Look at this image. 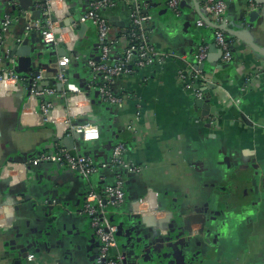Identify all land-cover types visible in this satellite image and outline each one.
Masks as SVG:
<instances>
[{
  "label": "crops",
  "instance_id": "crops-1",
  "mask_svg": "<svg viewBox=\"0 0 264 264\" xmlns=\"http://www.w3.org/2000/svg\"><path fill=\"white\" fill-rule=\"evenodd\" d=\"M77 1L71 2L66 18L75 23L92 0ZM168 1L111 0L110 9H115L108 17L111 59L121 57L130 44L126 28L135 9L149 17L144 25L150 48L165 55L141 67L134 60L127 73L112 79L108 86L119 99L115 103L101 97L98 87L103 78L89 67L90 61L98 60L100 46L91 22L77 23V40L72 50L66 51L63 44L46 45L35 30L26 29L29 21L45 24L47 11L40 9L41 15L33 20L30 10L23 12L16 1L0 4V64L13 70L16 58L9 63L10 52L16 43L25 41L35 50V63L42 65L38 72L45 71L42 82L48 86L42 90H54L28 98L24 94L28 86L21 82L18 91L0 93V264H96V241L92 242L81 209L88 186L99 187L106 204L103 189L117 178L122 180L124 203L117 210L108 209L106 216L117 227L114 253L123 264H151L148 255L152 251L142 239L144 234L153 247L158 245L156 226L166 220V214L162 213L155 225L131 212L132 204L146 196L148 205L170 213L168 224L177 212L183 216L173 224V233L166 229L161 234L166 240L174 238L168 248L187 256V264H264V0H253V6L249 0H220L225 5L220 26L230 32L223 31L231 43L232 61L228 64L214 43V28L198 14L210 21L202 0H178L176 11L168 8ZM35 4L38 9L42 2L35 0ZM252 11L260 14L251 17ZM5 15L10 24L3 28ZM199 20L204 26L197 25ZM81 24L86 25L82 31ZM202 46L207 54L199 69L201 63L194 60ZM61 49L70 56L63 84L56 78ZM208 56L215 58L216 67L207 62ZM194 68L205 80L202 98L178 76ZM21 76L26 81L31 77ZM74 91L89 99L90 112L73 123L91 124L99 136L94 141L75 142L70 152L86 153L95 164L106 165L90 179L52 162L32 164L30 158L43 152L57 128L42 123V107L57 113L62 122L69 105L65 96ZM203 98L209 109L197 108L195 101ZM117 144L124 146L123 160L137 170L109 166ZM11 163L25 164L26 180L6 188L1 174ZM207 206L206 214L195 209ZM185 221L196 234L175 239ZM127 235H137L135 240L146 245L136 258L124 251ZM33 241L40 252L31 249L21 254ZM165 250L162 244L153 257ZM30 253L33 263L26 259ZM176 255L168 250L166 258L176 259Z\"/></svg>",
  "mask_w": 264,
  "mask_h": 264
},
{
  "label": "built area",
  "instance_id": "built-area-1",
  "mask_svg": "<svg viewBox=\"0 0 264 264\" xmlns=\"http://www.w3.org/2000/svg\"><path fill=\"white\" fill-rule=\"evenodd\" d=\"M11 2L17 0H10ZM40 8L51 14L52 17L56 18L58 22L63 21L69 16V10L72 6L71 2L74 0H40ZM250 5L253 6V0H249ZM3 0H0L2 4ZM178 0H169L167 3L168 8L176 11L178 7ZM111 0H92L88 3V6L84 14L78 19L77 23L91 22L96 30L97 40L100 42L99 46V57L97 61H90L89 67L91 71L100 75L103 78V83L98 87L101 97L111 103L119 102V99L114 97L109 89V84L112 79L119 77L120 75L128 72L129 65L134 61L133 53L137 52V60L135 64L137 66H145L152 63V60L156 58L161 60L165 55L154 53L149 46L147 35L143 32L144 23L149 20L146 15H141L135 9V12L131 15V25L138 28L140 34L135 36L132 33L134 39L139 40V46L131 45L123 51L122 56L116 60L111 59L112 52V42L108 38V33L110 30L109 21L106 17L101 16L98 11L111 5ZM3 5V4H2ZM58 6H61L60 9ZM3 7V6H2ZM5 8V7H4ZM202 9L204 13L209 17L210 21L214 25L220 26L224 21L225 16V5L220 0H202ZM58 22L53 23L48 20L45 24L38 22H28L26 29L28 31L35 30L42 41L46 45H58L63 44L66 51H71L76 40L77 35L75 32L77 23L72 22L69 28H62L58 26ZM10 24V18L5 15L1 26L4 28ZM202 20L197 21L198 26H204ZM0 35V42H1ZM214 43L218 47L221 59L225 64L232 61L231 43L225 36V33L220 29H214ZM207 50L206 47H200L196 56V64L202 63L206 58ZM1 62V59H0ZM70 63V56H61L56 61V67L58 72L56 78L59 83L63 84L65 82V68ZM45 71L38 72L37 76H33L31 83L29 84V96L28 98H37L43 94H52L53 89L45 88L43 90H38L40 83L45 78ZM179 78L182 82H185V86L192 89L197 98L203 97V90L205 89V83L203 78L199 75V71L194 68L189 73L179 72ZM189 80V82H188ZM22 81L19 79L18 75L14 73L12 69L8 66H2L0 64V93L9 94L18 91L20 83ZM199 82V83H197ZM68 101V107L65 114L64 121L59 122V116L57 113L48 109L47 107H42V123H53L57 128L55 129L56 136L62 137L64 135H69L72 132L81 133L82 141H94L98 139V130L95 126L84 123L75 124L73 121L77 117H82L90 112L89 99L80 91L71 92L65 96ZM83 103V104H82ZM124 146L122 144H117L112 151V159L109 166L111 168H116L120 170H125L128 172H134L137 170L136 167L126 163L123 160ZM32 164L52 162L57 164L60 168L72 172H78L82 177L90 179L98 170V168H105V164H95L90 158L72 154L70 151L61 148L58 145L51 150L43 151L31 159ZM10 179L9 185H16L18 183L24 182L26 180V166L24 163H11L3 170L1 174V180ZM103 197L106 200V204L103 203L102 196H98L96 193L90 191L86 193L81 213L88 219V225L92 231L96 246V264H123L122 259L119 255L114 253L116 248L115 236L117 233V227L115 224L111 223L107 216L105 208H110L112 210H117L121 208L124 203V191L122 188L121 178L117 180L110 186H106L103 189ZM148 196L136 201L132 204V215L140 216L143 220H153L155 225L160 222V215L162 213L166 214V220H163L161 224L156 226L157 230L161 233H165L168 224V218L170 216L169 212H163L157 209L153 205H148ZM185 229L189 233V236H194L197 230H193L188 222L184 223ZM27 261L33 263L34 256L32 253L27 254Z\"/></svg>",
  "mask_w": 264,
  "mask_h": 264
},
{
  "label": "water",
  "instance_id": "water-1",
  "mask_svg": "<svg viewBox=\"0 0 264 264\" xmlns=\"http://www.w3.org/2000/svg\"><path fill=\"white\" fill-rule=\"evenodd\" d=\"M16 2L18 3L19 7L23 10V12L27 11L28 9L30 10L31 17H32L33 20L35 18H38L41 15V10L40 9H36V7H35V5H36L35 4V0H17ZM80 2H81L80 0L77 1V3H80ZM14 8L15 7H12L13 10H14ZM198 14H199L200 18L206 24H208L210 27H212L214 29H220L222 31L230 33L229 31H227V29L225 27L212 24L200 12H198ZM259 14L260 13H258L257 11H252L250 13V16L251 17H256ZM44 17H48L49 20L51 22H53V23L58 22L56 18H54L52 16L50 17L47 12L44 13ZM72 22H73V19L69 18V19H65L64 21L58 22V24H59V26L64 27V26L69 25V23H72ZM113 25H115V23ZM85 27H86L85 24H81V31L83 29H85ZM233 34H235V33H233ZM79 35H80V33H79ZM238 36H239V38L242 41H245L246 43L250 44V42L248 40L244 39V37H241L240 35H238ZM65 54H66L65 50L61 49L60 56H65ZM33 56H36L35 50L32 49V48H28V45L26 44L25 41L21 42V43H16L14 48L11 50L10 56H9V59H10L9 63H12L13 57L16 58V61L14 62L15 68H13L14 73L17 74V75L37 76L38 75V69L40 67H42V65H41L40 61L35 63V60H34ZM37 56L40 58V55H37ZM207 62L211 63L212 67H216V60H215L214 57L210 58L208 56L207 57ZM203 66H204V62H202L198 66V68L202 69ZM228 66L229 65H225L224 67H228ZM218 67H220V66H218ZM65 73H67V71H65ZM25 77L27 78V76H25ZM28 81H30V79ZM47 86H48L47 82H42V83H40V85L38 87V90L41 91L42 88L47 87ZM209 88H212V86H210ZM24 94L26 95V97L29 96V86L24 90ZM195 104H196L197 108H199V109H204V108L205 109H209V107L207 106V101L205 100V98L197 99L195 101ZM77 141L83 142L81 133L72 132L70 134V136L69 135H64L62 137H58V136H56V133H54L53 137L50 138V141H49L48 145H45L43 147V151L53 149L54 145H61L66 150L72 151L75 148L74 147V143L77 142ZM83 156L86 157V156H88V154L83 153ZM31 157H33V155H30V158ZM55 175H58V172H55ZM50 180H52V182L54 181L53 178H50ZM9 182H10L9 178L2 180V183L5 185L6 188L9 186ZM104 202L105 201H103V203ZM207 208H208V206L205 207V209H197V207L195 209L196 210H201L202 212H204L206 214L207 212H209ZM210 213L213 214L212 211H210ZM177 220L178 221H182L183 220V216L179 212L174 214V219H172L170 224L167 225V229L169 230L170 234L173 233L174 230H172V226ZM182 224H183V222H182ZM180 229H181V233L175 239L182 238L183 236L184 237H189V234L187 233V231H184V229H185L184 227H182ZM1 230L3 232L7 231V229H1ZM127 236H128L127 237L128 245L124 248V251H125V253L131 254V256L134 257V258L138 257L140 255V251L144 247H146V245H147V247H149L150 251H152L148 255L149 258H150L151 264H162L163 262L165 264H187L188 263L187 256H185V255L182 256V254L177 252L176 248H174V247H172V248L169 247L168 248V245L170 244L171 241L174 240V238L171 239V241L170 240H166L162 236L160 231H155V240L158 241V245H155L154 247H153L152 241H148L149 236L147 234H144L143 237H142L143 241L144 240L147 241L146 245H144V242H141L139 240H135L136 239L135 237H137V235H134L133 237L131 235H127ZM115 241L118 242L117 235L115 236ZM92 242H95V237L94 236H93ZM161 242H162L163 245H165V249H167V251L165 250V252L162 253V255H159L157 253L153 257V253L155 252L154 250L162 249V244H159ZM95 244L97 246V243H95ZM37 245H38L37 242L33 241V243H30V244L26 245L23 249H21V254L29 252L31 249H33V251L38 254L40 251H39ZM186 247H188V246H186ZM168 250H170V252L176 253L177 254L176 255L177 258L176 259L167 260L166 257L168 255ZM160 256H161V258H160ZM159 259H161V260H159Z\"/></svg>",
  "mask_w": 264,
  "mask_h": 264
},
{
  "label": "trees",
  "instance_id": "trees-1",
  "mask_svg": "<svg viewBox=\"0 0 264 264\" xmlns=\"http://www.w3.org/2000/svg\"><path fill=\"white\" fill-rule=\"evenodd\" d=\"M117 6H118V5H116L115 8H118ZM113 10H115V9H110V5H109V6H107L106 8L99 10L98 13H99L101 16H104V17H106V18L108 19L109 15L113 12ZM14 13H15V12H13L12 14H14ZM142 29H143V32L145 33V35H147V34H148L147 26L144 25V27H143ZM132 33H134L135 36H137V35L140 34V31H139L138 28H136V27L130 25V26H128V28H126V36H127L128 40L130 41L131 45L139 46V40L134 39V38L132 37ZM133 58H134V60H137V58H138V56H137V52H134V53H133ZM18 77H19V79L22 81V83H23L24 86H29V84L31 83V80H32L31 78H32L33 76H31L30 78H29V76L27 77V78L30 79V81H26V80H24V77L21 76V75H18ZM98 77H99V79H101V76H98ZM25 78H26V77H25ZM27 78H26V79H27ZM29 79H28V80H29ZM27 82H28V83H27ZM197 83H199V82H197ZM36 154H39V152H38V153H35L34 156H36ZM90 191L96 193L98 196H101V194H100V190H99V187H97V186H94V187H92V186H91V187L88 186V187H87V191H86V193H88V192H90ZM108 209H110V208H107V207L105 208L107 214L109 213V210H108ZM107 217H108V216H107ZM108 219H110V218L108 217ZM113 224H114V223H113Z\"/></svg>",
  "mask_w": 264,
  "mask_h": 264
},
{
  "label": "bare ground",
  "instance_id": "bare-ground-1",
  "mask_svg": "<svg viewBox=\"0 0 264 264\" xmlns=\"http://www.w3.org/2000/svg\"><path fill=\"white\" fill-rule=\"evenodd\" d=\"M61 6H58V8L60 9Z\"/></svg>",
  "mask_w": 264,
  "mask_h": 264
}]
</instances>
